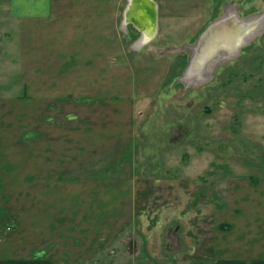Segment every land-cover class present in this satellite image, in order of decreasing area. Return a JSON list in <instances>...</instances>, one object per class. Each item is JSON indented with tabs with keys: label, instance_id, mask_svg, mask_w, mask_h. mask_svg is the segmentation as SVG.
Returning <instances> with one entry per match:
<instances>
[{
	"label": "rangeland",
	"instance_id": "rangeland-1",
	"mask_svg": "<svg viewBox=\"0 0 264 264\" xmlns=\"http://www.w3.org/2000/svg\"><path fill=\"white\" fill-rule=\"evenodd\" d=\"M155 1L159 34L136 48L129 0H52L34 19L0 0V257L264 260V32L182 79L186 46L264 0Z\"/></svg>",
	"mask_w": 264,
	"mask_h": 264
},
{
	"label": "water",
	"instance_id": "water-1",
	"mask_svg": "<svg viewBox=\"0 0 264 264\" xmlns=\"http://www.w3.org/2000/svg\"><path fill=\"white\" fill-rule=\"evenodd\" d=\"M146 2L148 3L147 8L149 9V11L150 12L153 11L152 12L153 15L154 16L156 15L155 19H154V26H155L156 19L159 18V16H158L159 4L155 0H147ZM129 6H130V2L128 3L127 7H129ZM126 10H127V8H126ZM126 10H125V12H126ZM232 18H233V20L237 21V17L233 14H232ZM226 23L228 24L227 26H230V27L231 26L233 27V25L236 27L235 23L240 25L238 33H241V34H239V37H237L238 34L236 35V32H235V35L232 37H230V34H232V33H230L229 36L222 35V34H225V32H226V30H224V28L222 27V26H225ZM235 23L229 22V20L228 21H220V23L218 25L214 26L215 28L211 31L210 35L208 34L209 36L206 39L203 37H206L204 35L207 33V31L210 32L211 25L208 26V28L206 29V32L204 31L205 33H203V32H202L203 34L201 33L202 37L200 34L201 38L198 37L196 42L200 38L199 42L203 41L204 46H202L203 44L201 45L202 47L199 45L200 47L198 46L197 48H195L194 52H193L192 48H189L192 51V55L188 61V65H187V67L184 71V74L182 76V79L184 82H186V83L192 82L191 80H193L194 76H196L195 74H198L199 76H201L202 75L201 71L204 70V66L207 64V62H210L211 60L215 59L216 55L218 54L219 51H222L225 49H229L230 51H233L235 49H239V51H241L242 48H244L245 46H247L249 44L248 42H250V40L252 41L254 38H256V35L260 31V29L264 26V23L259 24V26L260 25L261 26L257 30L258 22L256 23V22H253L252 20L249 22H243V23L237 21ZM137 25H138V28L140 30H142V34H143L144 29L148 25V23H146V25H143V24H141V25L137 24ZM150 25H152L151 22H150ZM157 30H158V24L156 27V32H157ZM222 31H223V33H222ZM242 31H243V33H242ZM203 47H207V49H205L203 53H199V49L203 48ZM207 79H209V78H207ZM200 82L201 81H196V82H192V83H200Z\"/></svg>",
	"mask_w": 264,
	"mask_h": 264
},
{
	"label": "bare ground",
	"instance_id": "bare-ground-1",
	"mask_svg": "<svg viewBox=\"0 0 264 264\" xmlns=\"http://www.w3.org/2000/svg\"><path fill=\"white\" fill-rule=\"evenodd\" d=\"M146 1L147 0H129L130 6L127 7V10L125 12L124 26L127 23L130 24V22H133V21H135L136 24H140V25L141 24L146 25V23H148V25L144 29L143 34L141 33L140 36L137 38V47L136 48L151 44L157 37V36L156 37H154V36L156 35V27H157V24L159 22V18L156 19L155 26H154V19H155L156 15L155 16L153 15V13H152L153 11L152 12L149 11V9L147 8L148 3ZM232 14L235 15L237 17V21L241 22V23L249 22L251 20L253 22H256V23L258 22L257 30L261 26V25L259 26V24L264 23V11L260 12L256 15H252L250 17H241L239 15V12L236 11L235 8L230 7V8H228V10L225 11V13L219 19H217L215 22H213L211 24L210 32L207 31V33L204 35L206 37H203V38L206 39L210 35L211 31L215 28L214 26L218 25L220 23V21H228L229 20V22H232V23L237 22V21L233 20ZM150 22L152 23V25H150ZM235 24H236V27L234 25H233V27L227 26L228 25L227 23L225 24V26H222L224 28V30H226L225 34H222V35L229 36V34L232 33V34H230V37H232L235 35V32H236V35L238 34L237 37H239V34H241V33H238L240 25H238L237 23H235ZM263 32H264V26L260 29V31L256 35V38H254L252 41L250 40V42H248L249 43L248 45H250L254 40L259 38ZM222 33H223V31H222ZM242 33H243V31H242ZM201 37H202V35H201ZM199 40H198V43H196L194 45L186 46V48H192V50L194 52L195 48H197L199 45L201 46L204 43L203 41L199 42ZM202 46H204V44ZM205 49H207V47L200 48L199 53H203ZM241 51H242V49H241ZM239 53H240L239 49H235L233 51H230L229 49H225V50L219 51L218 54L216 55V58L217 59H223V58H226L228 56L234 57V56H237ZM212 72H213V67L211 66L210 69H207V70L205 69V70L201 71V74H202L201 76H199L198 74H195L196 76H194L193 80H191V81L192 82H196V81L205 82L208 80L207 78H209L210 73H212ZM192 82H188V83L193 84Z\"/></svg>",
	"mask_w": 264,
	"mask_h": 264
},
{
	"label": "crops",
	"instance_id": "crops-1",
	"mask_svg": "<svg viewBox=\"0 0 264 264\" xmlns=\"http://www.w3.org/2000/svg\"><path fill=\"white\" fill-rule=\"evenodd\" d=\"M52 0H10L12 16L16 19L45 18L51 12ZM0 264H54L52 259L37 257L35 259L11 257H0ZM232 264H264L260 257L235 259Z\"/></svg>",
	"mask_w": 264,
	"mask_h": 264
},
{
	"label": "flooded vegetation",
	"instance_id": "flooded-vegetation-1",
	"mask_svg": "<svg viewBox=\"0 0 264 264\" xmlns=\"http://www.w3.org/2000/svg\"><path fill=\"white\" fill-rule=\"evenodd\" d=\"M157 2V1H156ZM159 4V3H158ZM159 7H160V5H159ZM158 16H159V8H158ZM124 21H125V19H123V21L121 20V24L123 25L124 24ZM128 24V23H127ZM131 26V27H134V28H136L138 31H139V34L140 33H142V30H140L139 28H138V25L133 21V22H130V24H128V26ZM158 34H159V22H158V30H157V32H156V35L154 36V37H156V36H158Z\"/></svg>",
	"mask_w": 264,
	"mask_h": 264
},
{
	"label": "trees",
	"instance_id": "trees-1",
	"mask_svg": "<svg viewBox=\"0 0 264 264\" xmlns=\"http://www.w3.org/2000/svg\"><path fill=\"white\" fill-rule=\"evenodd\" d=\"M230 225H231V224H230ZM230 225H229V226H230ZM219 227H220V228H225V227H227V226H226V223H221V224H219ZM228 228H229V227H228Z\"/></svg>",
	"mask_w": 264,
	"mask_h": 264
}]
</instances>
